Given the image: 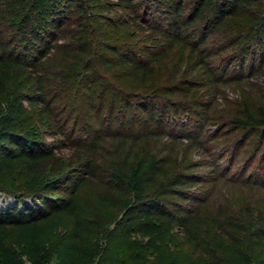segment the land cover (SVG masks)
<instances>
[{"label":"trees","instance_id":"obj_1","mask_svg":"<svg viewBox=\"0 0 264 264\" xmlns=\"http://www.w3.org/2000/svg\"><path fill=\"white\" fill-rule=\"evenodd\" d=\"M245 65L250 75L264 66V0H0V194L13 199L0 200V264H264V148L230 172L246 139L264 140V105L219 119L240 132L209 174L197 166L214 162L171 159L164 146L136 142L133 126L112 124L121 109L171 117L177 131L143 132L174 140L171 152L178 138L201 147L211 116L194 108V88L243 78ZM181 111L201 118L183 126ZM92 177L123 191L112 227L87 214L81 188ZM218 182L248 196L231 206L212 195ZM95 197L116 203L103 190Z\"/></svg>","mask_w":264,"mask_h":264},{"label":"rangeland","instance_id":"obj_2","mask_svg":"<svg viewBox=\"0 0 264 264\" xmlns=\"http://www.w3.org/2000/svg\"><path fill=\"white\" fill-rule=\"evenodd\" d=\"M232 48L233 47L225 48L221 53L214 57L215 61L225 63L226 59L224 54L230 52ZM235 61L230 63L231 65L228 68L229 73H235L236 68L238 66L237 62L235 63ZM246 70L247 65H245V71ZM190 74L191 73H188L187 76H190ZM155 75L160 79H164L165 77H167L168 74L167 71L164 70V67L159 65L157 67ZM200 76L201 75H199L198 78ZM202 83L205 82L203 81ZM202 83L197 84L194 88V91L192 92V97L196 96L200 100V103L194 105V108H196L200 112V116H203L202 121L205 120L204 118L206 115L208 116L205 106H207V110H209L210 112L209 116H211V118H208L207 121H205L204 129L202 132L203 135L209 134L210 137L204 141L201 147H192L188 143L187 139H176V137L175 139L178 143L179 148H177V152H171L169 149L170 145L173 144L174 140L170 141L169 138L165 135L156 136L154 134L150 138L143 132L145 128H149L152 126H157L159 128L165 127L166 129H171V131H177L179 128L178 124L172 121L171 117H168L166 121H163V119L157 120L155 119V117L150 118L148 116V113H141L137 111V109H131L128 114H123L124 111L123 109H121V111L119 112L115 110L114 114L117 119H115L112 124L116 128H121L117 129V131L128 130L129 127L133 126L134 134H137L138 136L136 142H138L140 145L151 144L152 146H154V149L158 148L159 146H164V149L161 151L162 155L166 157L170 156L171 159H174V157L177 156L179 160H182L184 162H186L187 160H198L199 162L202 160L205 163L214 162L211 165L204 164L197 166L198 170H201L205 174H209L210 170L213 168L212 165L218 162H227V159L230 155V151L226 152V154L221 159H218L217 152H223V150H225L223 149L224 146L229 145L234 137H239L240 132L238 130L228 131L226 126H220L221 124H219L218 122L219 119L224 118L223 120H225L234 114L240 115L244 109V106L246 105H250L251 107L255 108L257 107V105H264V66L251 75L249 72L246 71V76L243 78L221 80L216 84L206 83L205 85ZM186 115V111H181V119L186 120L184 121L183 126L186 127L191 125L194 118H201L198 117L199 115H196L192 112L191 115L188 114L190 115V121L188 122V117H186ZM138 116L141 117V119L138 118ZM81 137L84 138L85 136L81 134ZM113 137H107L105 140H103V143H101L103 144V146H105L102 150L101 156L99 157L101 164L106 163L107 152L112 148V144H114L116 140H118L117 137ZM46 138L49 139L51 138V136L46 135ZM209 148L211 149V152ZM258 148H260V150L264 148V140L262 138H259L257 136H251L250 138L246 139L245 143L243 145H240V149L235 158L233 157L234 159L232 161L233 164L230 168V172L245 164L247 160H249L250 156ZM72 151L73 148L70 147H66L61 150V152L65 153L66 156L71 155ZM256 158L253 162H251L250 168L255 167L260 171L261 166L259 163L256 162ZM10 179L12 181H15L16 183L22 181V178H19L16 175L10 176ZM100 190L107 192V194L109 195L111 194L115 196L116 200L114 201L116 203H114V205H106L100 203L95 197V193ZM243 190L244 188L238 184L232 185V187H225L224 185L223 187H221L220 182H218L212 195H223L225 198V203H228L231 206L233 205L235 207L242 200L244 201V199L248 196L246 190ZM48 192L51 196L65 194L64 192L57 189H53ZM122 192V189H118L115 187L111 188L101 177H92L88 179L87 182H85V184L81 188V193L83 194V196L86 197L89 203V210L87 213L88 216H90L92 220L96 222V224L99 222L101 224H104L107 228L112 227L114 221L118 219L122 213L120 201L119 199H117L122 195ZM0 200L1 202L6 203L10 202L13 199L10 193H6L3 191L0 194ZM28 201L31 202L30 200ZM19 206L20 205H18V207ZM134 236L139 237L138 234H134ZM118 240V237L115 236V238L111 240V244L116 247V254H118L119 256H125L127 254L126 250L121 246H116L119 243ZM93 264L103 263H101L99 260H96Z\"/></svg>","mask_w":264,"mask_h":264}]
</instances>
